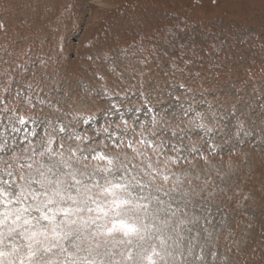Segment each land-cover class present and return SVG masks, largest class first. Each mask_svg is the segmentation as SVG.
<instances>
[{
    "label": "rangeland",
    "instance_id": "1",
    "mask_svg": "<svg viewBox=\"0 0 264 264\" xmlns=\"http://www.w3.org/2000/svg\"><path fill=\"white\" fill-rule=\"evenodd\" d=\"M61 153L128 165L177 264H264V0H0V178Z\"/></svg>",
    "mask_w": 264,
    "mask_h": 264
},
{
    "label": "snow or ice",
    "instance_id": "2",
    "mask_svg": "<svg viewBox=\"0 0 264 264\" xmlns=\"http://www.w3.org/2000/svg\"><path fill=\"white\" fill-rule=\"evenodd\" d=\"M59 156L21 173L19 183L0 178V264H177L185 221L162 216L159 196L136 193L146 186L126 178L128 165L100 153L93 158L106 166L88 171Z\"/></svg>",
    "mask_w": 264,
    "mask_h": 264
}]
</instances>
